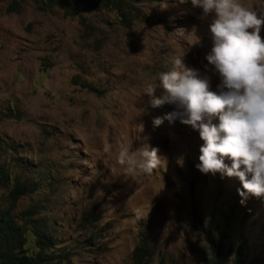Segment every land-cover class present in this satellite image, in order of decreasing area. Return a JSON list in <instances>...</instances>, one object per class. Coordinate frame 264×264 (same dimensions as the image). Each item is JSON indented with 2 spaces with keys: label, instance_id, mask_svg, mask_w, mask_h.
<instances>
[{
  "label": "rangeland",
  "instance_id": "rangeland-1",
  "mask_svg": "<svg viewBox=\"0 0 264 264\" xmlns=\"http://www.w3.org/2000/svg\"><path fill=\"white\" fill-rule=\"evenodd\" d=\"M119 7L0 0V164L36 190L13 205V182L0 185V218L21 225L33 211L54 239L48 254L69 255L64 264H134L143 237L153 252L148 264H213V244L195 216L207 225L215 211L228 235V264L238 245L245 264H264V200L242 205L238 179L202 174L199 133L170 124L174 106L152 108L143 95L177 56L205 71L210 17L201 19L190 0H120ZM218 83L213 76V88ZM163 94L158 87L155 95ZM142 143L158 150L159 166L125 171Z\"/></svg>",
  "mask_w": 264,
  "mask_h": 264
},
{
  "label": "clouds",
  "instance_id": "clouds-1",
  "mask_svg": "<svg viewBox=\"0 0 264 264\" xmlns=\"http://www.w3.org/2000/svg\"><path fill=\"white\" fill-rule=\"evenodd\" d=\"M190 2L201 10V19L210 17L205 71L187 67L183 56H177L170 70L158 74V83L147 84L143 95L152 108L174 106L166 115L170 124L179 121L199 133L203 143L196 168L202 174L238 179L242 205L250 197L264 200V6L254 9L240 0ZM213 76L219 80L215 88ZM158 87L164 90L160 97L155 95ZM161 123L153 119L154 127ZM157 151L142 143L129 156L133 167L125 171L152 173L162 159ZM135 214L144 218L139 208Z\"/></svg>",
  "mask_w": 264,
  "mask_h": 264
},
{
  "label": "trees",
  "instance_id": "trees-1",
  "mask_svg": "<svg viewBox=\"0 0 264 264\" xmlns=\"http://www.w3.org/2000/svg\"><path fill=\"white\" fill-rule=\"evenodd\" d=\"M72 5L85 6L91 9L115 8L119 11L120 0H70ZM13 182L12 190L9 194L11 203L14 205L23 196L34 193L35 187L22 180L20 176L11 178L10 169L5 164H0V185L5 187ZM217 209V208H216ZM196 215L195 213H193ZM216 212H212V219L207 225L200 221V216H195L201 224V229L213 244V253L211 256L213 264H228L230 253L224 254V248L228 241L226 229L216 224ZM25 219L31 222L18 225L14 223L9 214H3L0 218V264H64L69 259L68 254H59L53 256L48 254L53 249L54 239L51 234L46 232V227L33 219V211L26 212ZM96 222L98 217L96 213H91L90 220ZM203 222V221H202ZM31 236L35 241L37 254H29L26 246L28 237ZM237 249L234 257V264H245L246 256L241 251V246ZM153 252L147 243L145 237L141 240V246L134 252V264H148ZM237 257V261H236Z\"/></svg>",
  "mask_w": 264,
  "mask_h": 264
}]
</instances>
